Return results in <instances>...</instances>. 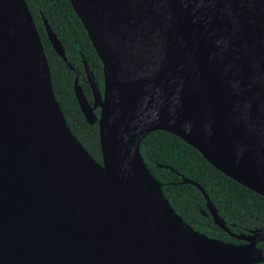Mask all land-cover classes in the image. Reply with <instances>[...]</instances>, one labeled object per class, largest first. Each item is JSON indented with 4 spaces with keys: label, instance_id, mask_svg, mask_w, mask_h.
<instances>
[{
    "label": "water",
    "instance_id": "1",
    "mask_svg": "<svg viewBox=\"0 0 264 264\" xmlns=\"http://www.w3.org/2000/svg\"><path fill=\"white\" fill-rule=\"evenodd\" d=\"M68 2L101 63L100 91L81 57L93 105L72 84L84 121L97 124L100 163L64 121L24 0H0V264L264 263L256 247L264 230L230 233L203 190L181 178L200 192L212 223L244 243L198 233L169 206L139 153L148 133H171L264 197V0ZM113 35L137 45L144 73L113 77L98 51ZM207 107L217 113L223 151L205 131L178 127Z\"/></svg>",
    "mask_w": 264,
    "mask_h": 264
},
{
    "label": "trees",
    "instance_id": "2",
    "mask_svg": "<svg viewBox=\"0 0 264 264\" xmlns=\"http://www.w3.org/2000/svg\"><path fill=\"white\" fill-rule=\"evenodd\" d=\"M24 2L38 33L48 66L53 96L64 121L87 153L100 163L97 124L95 122L89 125L84 121L73 96L72 84L74 78H77V84L83 90L87 88L82 57L101 91V63L68 0ZM41 18L59 40L65 63L50 46ZM66 64L70 68L66 67ZM139 153L149 173L160 184L161 193L169 206L183 222L198 233L225 243L243 242L230 237L212 223L200 192L196 187L182 183L181 178L196 183L203 190L230 233L246 235L254 229L264 230V197L214 169L194 148L175 135L164 131L150 132L140 142ZM201 211L205 215H202ZM256 247L264 249V241Z\"/></svg>",
    "mask_w": 264,
    "mask_h": 264
},
{
    "label": "bare ground",
    "instance_id": "3",
    "mask_svg": "<svg viewBox=\"0 0 264 264\" xmlns=\"http://www.w3.org/2000/svg\"><path fill=\"white\" fill-rule=\"evenodd\" d=\"M104 19H98L97 21L103 22ZM109 35V34H107ZM136 44H132L131 41L118 39L114 35L112 37L104 36L101 40V51L99 54L107 59V62L110 65L111 73L113 77H135L139 76L146 71V66L143 67L144 61L139 59L136 55ZM217 122V113L213 107H207L200 113H195L190 119L179 124V128L185 129L187 131L196 132V131H205L213 139V146L219 150L223 151L222 146L217 142L218 134L215 132L214 124ZM145 183L151 182L148 181L147 177L144 176ZM150 194L151 203L154 207V210L158 209V198L156 192L153 189Z\"/></svg>",
    "mask_w": 264,
    "mask_h": 264
},
{
    "label": "rangeland",
    "instance_id": "4",
    "mask_svg": "<svg viewBox=\"0 0 264 264\" xmlns=\"http://www.w3.org/2000/svg\"><path fill=\"white\" fill-rule=\"evenodd\" d=\"M42 19V18H41ZM42 21V20H41ZM85 78V77H84ZM85 81H86V79H85ZM97 83V82H96ZM85 84H86V90H83V93H84V96H85V98H86V100L88 101V103L90 104V105H93V99H92V95H91V91H90V88H89V86H88V84H87V81L85 82ZM97 85H98V83H97ZM87 93H88V97H87ZM98 111H99V108L98 107H95V108H93V113H94V115H96V113L98 114ZM202 212V211H201ZM249 233H250V231H249Z\"/></svg>",
    "mask_w": 264,
    "mask_h": 264
},
{
    "label": "flooded vegetation",
    "instance_id": "5",
    "mask_svg": "<svg viewBox=\"0 0 264 264\" xmlns=\"http://www.w3.org/2000/svg\"><path fill=\"white\" fill-rule=\"evenodd\" d=\"M84 73V72H83ZM76 80H77V78H76ZM95 80V79H94ZM84 81H85V78H84ZM86 82V81H85ZM79 85V84H78ZM80 86V85H79ZM81 87V86H80ZM99 88V87H98ZM81 89H82V87H81ZM83 91V90H82ZM84 94V93H83ZM98 114H96V116H97ZM248 233H249V231H248ZM247 235V234H246ZM242 244L244 243V242H241Z\"/></svg>",
    "mask_w": 264,
    "mask_h": 264
}]
</instances>
